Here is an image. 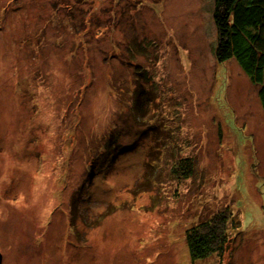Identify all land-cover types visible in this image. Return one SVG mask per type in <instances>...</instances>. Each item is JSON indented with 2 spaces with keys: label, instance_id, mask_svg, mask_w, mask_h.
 <instances>
[{
  "label": "rangeland",
  "instance_id": "rangeland-1",
  "mask_svg": "<svg viewBox=\"0 0 264 264\" xmlns=\"http://www.w3.org/2000/svg\"><path fill=\"white\" fill-rule=\"evenodd\" d=\"M214 10L0 0L2 264H264V114ZM229 209L232 254L193 261Z\"/></svg>",
  "mask_w": 264,
  "mask_h": 264
},
{
  "label": "trees",
  "instance_id": "trees-1",
  "mask_svg": "<svg viewBox=\"0 0 264 264\" xmlns=\"http://www.w3.org/2000/svg\"><path fill=\"white\" fill-rule=\"evenodd\" d=\"M213 15L218 36L216 60L219 64L234 60L239 65L258 89L264 114V0H215ZM172 171L188 177L194 171V161L181 157ZM231 215L230 209L220 211L187 231L193 261L232 254L231 228L241 225Z\"/></svg>",
  "mask_w": 264,
  "mask_h": 264
},
{
  "label": "water",
  "instance_id": "water-1",
  "mask_svg": "<svg viewBox=\"0 0 264 264\" xmlns=\"http://www.w3.org/2000/svg\"><path fill=\"white\" fill-rule=\"evenodd\" d=\"M3 263V256H2V254L0 253V264H2Z\"/></svg>",
  "mask_w": 264,
  "mask_h": 264
},
{
  "label": "crops",
  "instance_id": "crops-1",
  "mask_svg": "<svg viewBox=\"0 0 264 264\" xmlns=\"http://www.w3.org/2000/svg\"><path fill=\"white\" fill-rule=\"evenodd\" d=\"M246 76V75H245ZM247 80L249 81L248 77L246 76ZM250 82V81H249Z\"/></svg>",
  "mask_w": 264,
  "mask_h": 264
}]
</instances>
